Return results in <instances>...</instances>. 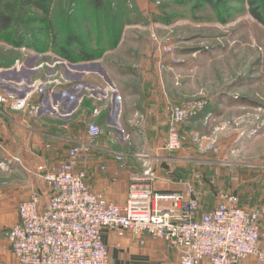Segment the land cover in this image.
<instances>
[{
	"label": "rangeland",
	"instance_id": "obj_1",
	"mask_svg": "<svg viewBox=\"0 0 264 264\" xmlns=\"http://www.w3.org/2000/svg\"><path fill=\"white\" fill-rule=\"evenodd\" d=\"M35 1L28 0L20 11L25 25L17 27L31 32L46 28ZM97 1L47 0L49 28L35 30L30 37L42 42L46 52L16 46L0 35V115L6 113L15 121H22L16 118L20 114L31 119V98L43 82L57 78L74 82L84 76L86 97L92 88L91 63H73L55 53L67 31L80 35L96 52L107 54L111 49L118 65L133 74H154L160 83L158 101L164 100L170 110L164 149L159 151L162 157L147 164L155 174L153 184L161 179L180 185L179 189L185 185L199 199L202 211L211 209L227 190L235 191L264 233V8L252 0H100V8ZM254 11L262 14L263 21ZM107 25L117 37L114 47ZM96 26L101 30L99 40ZM32 54L41 58L33 62ZM7 94L11 95L8 106L3 102ZM136 100L121 97L119 115L126 114L131 103H141V97ZM200 104L205 107L197 116L179 121L182 144L168 152L172 114L184 105ZM141 117L136 113L129 122ZM139 151L152 155L147 149ZM9 178L0 172V190ZM42 188L49 195L43 181ZM4 229L0 228L3 238Z\"/></svg>",
	"mask_w": 264,
	"mask_h": 264
},
{
	"label": "crops",
	"instance_id": "obj_2",
	"mask_svg": "<svg viewBox=\"0 0 264 264\" xmlns=\"http://www.w3.org/2000/svg\"><path fill=\"white\" fill-rule=\"evenodd\" d=\"M111 53L110 49L107 54L102 53L91 60L77 61L91 63L92 88L86 92V97H83L85 92L82 89L88 82H85L84 76L76 78L74 82L57 78L43 82L44 87L31 98V119L20 114L16 118L20 117L22 121H15L6 113L0 115V172L11 176L0 190V228L17 222L16 207L21 198L38 194L40 205L46 203L48 194L42 188L40 176L61 168L68 160L69 151L81 143L88 145L71 159L74 168L85 171L88 189L101 201L123 210L127 200L128 174L142 171L151 160L161 159L159 151L164 149L170 106L163 103L164 100L159 102L157 89L161 92L160 83L154 74H133L118 65ZM37 54L29 57L31 61L36 62L41 58ZM120 80L123 81L122 85ZM78 91L82 92L79 98ZM9 97L10 94L4 95L3 102L7 106ZM121 97L137 100L141 97V103H131L127 113L119 115ZM136 113L142 115L141 119L129 122ZM91 122L102 130L95 137H89L87 133ZM129 123L140 126V136L133 132ZM115 126H120V129L115 131ZM140 149H147L152 155L139 153ZM191 160L224 163L213 159ZM164 181L159 179L157 184H153V181V191L186 192L196 196L185 185L179 189L180 185ZM227 192L211 209L228 202L242 206L235 191ZM261 234L263 236L264 233L260 232L264 246ZM101 238L110 264H179L173 246L149 233L134 237L125 229L103 227ZM0 255V264H20L1 234ZM196 264L211 262L206 258ZM240 264L262 263L255 256H248Z\"/></svg>",
	"mask_w": 264,
	"mask_h": 264
},
{
	"label": "built area",
	"instance_id": "obj_3",
	"mask_svg": "<svg viewBox=\"0 0 264 264\" xmlns=\"http://www.w3.org/2000/svg\"><path fill=\"white\" fill-rule=\"evenodd\" d=\"M202 105H184L172 114L168 152L182 144L179 121L189 122L204 109ZM101 132L96 124L88 125L89 137ZM87 145L71 149L61 168L40 176L50 190L44 205L38 194L18 201L17 222L3 233L20 264H110L101 238L103 227L125 229L134 237L149 233L160 238L173 246L179 264L206 258L211 264H240L248 256L264 264L259 227L244 207L228 202L202 211L191 193L153 191L155 174L150 168L128 174L124 210L101 201L88 189L85 171L74 168L71 161Z\"/></svg>",
	"mask_w": 264,
	"mask_h": 264
},
{
	"label": "trees",
	"instance_id": "obj_4",
	"mask_svg": "<svg viewBox=\"0 0 264 264\" xmlns=\"http://www.w3.org/2000/svg\"><path fill=\"white\" fill-rule=\"evenodd\" d=\"M47 0H36V5L41 9L42 13V20L41 23L46 24V28H33V31H41L44 32L46 29L48 30V22L47 18L49 17V12L47 8V4L45 3ZM100 1V0H99ZM97 1L96 5L98 7H101V3ZM209 2H212L213 0H206ZM253 4L256 5V2H258V5L262 6L264 8V0H252ZM28 4V0H14L11 2H5L4 0H0V35H6V37L10 38V41L13 42L14 45L19 47L28 46L31 47L34 50H37L39 52L45 51L46 47L42 42H39L38 39H35L34 41H31V33L35 36V32H31V29L28 27L25 29H22L17 26H24V19L22 18L20 11L25 7V5ZM254 14L256 17L260 20H262V14H258L257 11H254ZM263 21V20H262ZM95 28L96 33L98 34V40L100 39V28L96 26ZM111 25H107L105 27V31L107 32L108 39L110 42V46L114 47L116 44L117 37L111 32L112 30ZM109 31V32H108ZM49 32H51L49 30ZM53 32V29H52ZM51 37L54 40V37ZM41 33V32H39ZM43 33V32H42ZM110 37V38H109ZM52 45H55L53 41H49ZM57 49V53L71 61V62H77V61H87L95 58L98 54V56L101 55V53L96 52L93 49V46H91L90 42L84 41L80 35H76L73 32H66L65 37L62 39V43H59V45H55Z\"/></svg>",
	"mask_w": 264,
	"mask_h": 264
}]
</instances>
